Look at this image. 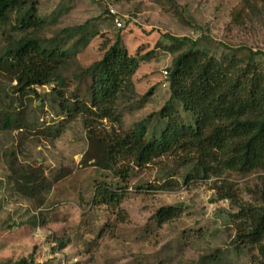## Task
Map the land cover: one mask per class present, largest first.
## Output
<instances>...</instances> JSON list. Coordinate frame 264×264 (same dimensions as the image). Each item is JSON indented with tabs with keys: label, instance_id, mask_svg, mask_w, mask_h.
<instances>
[{
	"label": "rangeland",
	"instance_id": "1",
	"mask_svg": "<svg viewBox=\"0 0 264 264\" xmlns=\"http://www.w3.org/2000/svg\"><path fill=\"white\" fill-rule=\"evenodd\" d=\"M36 1L38 12L49 21L44 37L85 24V32L95 34L63 70L67 92L77 89L82 96L85 83L73 76L99 61L117 36L131 55H149L133 78L138 97L118 106L123 131L164 106L170 93L163 72L192 43L218 59L252 57L264 71L261 3ZM110 9L116 13L113 18ZM5 35L0 32V49ZM169 37L189 41L175 47ZM54 88L52 84L21 91L10 76L0 73V264L23 259L27 264H253L259 259L256 248L237 247L236 236L245 221L236 215L241 206L264 208L263 173L224 172L203 178L195 162L182 163L174 154L141 169L131 167L123 183L113 172L96 166L99 145L88 137L81 118L68 121L61 114ZM175 109L187 121L177 103ZM4 112L18 120L17 127L1 129ZM147 125L150 135L163 128L158 116ZM100 128L101 134L120 131L106 121ZM26 176L43 186L32 198L22 189ZM98 182L125 190L120 209L126 222L112 236L108 225L117 211L90 206ZM167 207L177 208L178 216L158 223L156 212Z\"/></svg>",
	"mask_w": 264,
	"mask_h": 264
},
{
	"label": "trees",
	"instance_id": "2",
	"mask_svg": "<svg viewBox=\"0 0 264 264\" xmlns=\"http://www.w3.org/2000/svg\"><path fill=\"white\" fill-rule=\"evenodd\" d=\"M251 1L245 2L249 6L264 5V0ZM37 4L36 0H0V32L5 35L7 31L0 49V73L10 76L21 91L55 84L61 114L68 121L81 118L88 137L99 145L101 156L96 166L127 183L133 167L141 169L178 154L182 163L195 162L203 178L224 172L264 174V71L252 57L218 59L197 50L192 43L173 58L167 70L170 96L164 106L134 128L123 131L118 106L138 97L133 78L149 55H131L117 36L99 61L73 76L76 82L85 83L82 96L76 93L77 89L67 92L63 70L75 59L79 47L87 46L95 34L85 32V24L44 37L49 21L40 15ZM241 13L237 10L236 15ZM169 39L175 47L189 41ZM175 103L188 117L187 121L180 119ZM155 116L162 121L163 128L158 135H150L147 123ZM2 121V130L18 126V120L8 112H4ZM104 121L119 126L120 131L101 134ZM25 180L22 189L27 197L42 190L37 179L29 180L26 176ZM124 191L102 182L94 185L91 208L117 211L108 225L111 236L119 224L126 222V214L120 209ZM229 198L234 199L230 195ZM178 212L173 207L161 208L155 218L165 224L175 219ZM237 217L245 221L236 236L237 247L256 248L259 259L253 264H264V208L241 206ZM65 244L59 241L61 247ZM27 263L23 259L16 264Z\"/></svg>",
	"mask_w": 264,
	"mask_h": 264
},
{
	"label": "built area",
	"instance_id": "3",
	"mask_svg": "<svg viewBox=\"0 0 264 264\" xmlns=\"http://www.w3.org/2000/svg\"><path fill=\"white\" fill-rule=\"evenodd\" d=\"M109 13H110L111 16H114V17L116 16V13L112 9L109 10ZM114 21H115L117 27H119V28L122 27V24H121V22L118 19H115ZM163 73H164L165 78H167V75H168L167 71H165ZM165 86H166V83H165Z\"/></svg>",
	"mask_w": 264,
	"mask_h": 264
}]
</instances>
